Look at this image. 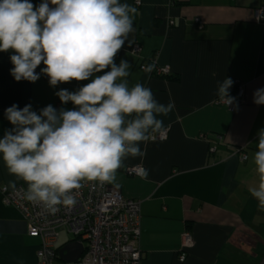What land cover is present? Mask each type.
Returning a JSON list of instances; mask_svg holds the SVG:
<instances>
[{
    "label": "crops",
    "instance_id": "0c3cea01",
    "mask_svg": "<svg viewBox=\"0 0 264 264\" xmlns=\"http://www.w3.org/2000/svg\"><path fill=\"white\" fill-rule=\"evenodd\" d=\"M135 1L121 3L137 9L130 38L141 49L133 54L132 45H125L116 63L132 64L130 85L142 83L160 103L174 104L167 116L158 117L169 128L167 138L141 142L145 156L127 159L109 183L139 201L143 264H264V208L249 192L259 184L253 157L257 132L264 128V105L253 102L254 92L264 88V22L254 19L253 10L264 7V0ZM10 53L0 52V138L12 127L6 108L29 103L36 111L48 104L60 108L56 91L90 82L53 88L45 75L35 83L17 82L10 74ZM153 56L159 66H169L170 76L140 68ZM43 67L42 62L36 71ZM226 77L245 85L244 101L234 111L217 102L218 82ZM211 143L216 151L210 153ZM139 165L148 169L146 179L125 172ZM10 180L26 187L0 160V186L9 187ZM186 231L193 242L180 262ZM38 245L26 234L20 211L0 200V264H36Z\"/></svg>",
    "mask_w": 264,
    "mask_h": 264
},
{
    "label": "clouds",
    "instance_id": "9594fccd",
    "mask_svg": "<svg viewBox=\"0 0 264 264\" xmlns=\"http://www.w3.org/2000/svg\"><path fill=\"white\" fill-rule=\"evenodd\" d=\"M137 9L121 0H0V52L8 53L15 81L35 83L47 76L50 87L89 81L75 91L54 94L62 107L51 104L33 110L13 104L4 110L12 125L0 138V160L10 175L24 183L23 197L42 213L54 215L77 204L74 190L82 181L113 183L129 158H143L141 142L164 126L174 104L160 103L142 83L130 85L132 64L116 63L118 52L136 32ZM39 72L36 69L41 65ZM155 65L144 68L151 73ZM99 74V75H97ZM91 78V79H90ZM226 77L217 96L227 106L235 103ZM69 102L71 109L64 107ZM264 105V88L253 94ZM135 114V116H133ZM254 165L259 184L249 192L264 208V128L257 132ZM137 175L148 169L137 166ZM16 189V180L9 181Z\"/></svg>",
    "mask_w": 264,
    "mask_h": 264
},
{
    "label": "built area",
    "instance_id": "2783aa9c",
    "mask_svg": "<svg viewBox=\"0 0 264 264\" xmlns=\"http://www.w3.org/2000/svg\"><path fill=\"white\" fill-rule=\"evenodd\" d=\"M135 4L140 5V1L136 0ZM253 17L257 22H264V7L255 8ZM168 23L173 24V21L169 20ZM140 49V45L135 42L129 50L137 54ZM149 62L155 65L153 74H170L169 66H159L154 56ZM146 66L142 63L140 68L144 70ZM233 82L230 95L235 97V103L227 106L217 99L218 103L224 104L230 111H234L245 98V85L239 79ZM168 130V127H164L152 132L148 140H165ZM200 138L206 139V135H200ZM214 151L216 145L211 143L209 152ZM246 158L245 154L241 155V160ZM136 169L137 166L127 167L125 172L139 176ZM82 185L80 189L74 190L78 194L75 197L77 204L72 210L60 206L61 210L54 215L42 213L39 207L26 201L23 197L24 187L16 186L14 191L11 187L0 186L1 202L16 207L21 213L26 234L39 240L36 264H143L144 256L137 246L140 236L139 201L124 197L120 190L109 183L100 185L98 182L82 181ZM61 230H66L73 238L61 243ZM182 237L178 255L180 262L186 257V248L193 242L188 231ZM76 240L83 245L82 254L75 261H62L59 249Z\"/></svg>",
    "mask_w": 264,
    "mask_h": 264
},
{
    "label": "water",
    "instance_id": "95a60500",
    "mask_svg": "<svg viewBox=\"0 0 264 264\" xmlns=\"http://www.w3.org/2000/svg\"><path fill=\"white\" fill-rule=\"evenodd\" d=\"M83 252V245L80 241H71L59 249V257L64 262H72L78 259Z\"/></svg>",
    "mask_w": 264,
    "mask_h": 264
},
{
    "label": "rangeland",
    "instance_id": "374dc122",
    "mask_svg": "<svg viewBox=\"0 0 264 264\" xmlns=\"http://www.w3.org/2000/svg\"><path fill=\"white\" fill-rule=\"evenodd\" d=\"M73 238V235L70 233H67L66 230H61L60 232V242L63 243L67 240H70Z\"/></svg>",
    "mask_w": 264,
    "mask_h": 264
},
{
    "label": "trees",
    "instance_id": "16d2710c",
    "mask_svg": "<svg viewBox=\"0 0 264 264\" xmlns=\"http://www.w3.org/2000/svg\"><path fill=\"white\" fill-rule=\"evenodd\" d=\"M168 76H170V74H168V75H164L163 77H168ZM230 93V92H229Z\"/></svg>",
    "mask_w": 264,
    "mask_h": 264
}]
</instances>
